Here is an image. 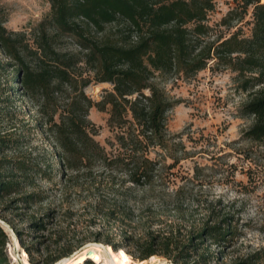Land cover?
Wrapping results in <instances>:
<instances>
[{
    "label": "trees",
    "instance_id": "trees-1",
    "mask_svg": "<svg viewBox=\"0 0 264 264\" xmlns=\"http://www.w3.org/2000/svg\"><path fill=\"white\" fill-rule=\"evenodd\" d=\"M233 1L215 25L209 22L215 0H48L49 14L30 32L9 30L0 15V66L15 72L7 94L0 93V199L16 194L14 202L36 204L44 198L38 177L59 172L69 186L93 191L85 210L90 225L98 226L97 243L122 251L125 246L109 234L120 228L134 245L128 253L139 260L162 255L176 264L222 262L241 220L210 205L191 206L181 197L182 186L169 189L172 168L184 157L167 126L166 114L177 102L158 80L187 79L209 66L235 72L249 95L241 107L252 116L245 135L264 146V0ZM250 5L252 33L223 35L218 26L242 20ZM64 35L78 49H61ZM27 53L39 57L33 67ZM93 82L112 87L94 101L85 92ZM19 90L17 96L36 107L35 124L19 105ZM94 106L109 115L105 144L90 118ZM34 127L54 151L38 142L30 147L27 132ZM32 226L40 230L45 223ZM7 239L0 224V264H10ZM73 250L69 242L62 245L51 262ZM228 264H264V249Z\"/></svg>",
    "mask_w": 264,
    "mask_h": 264
},
{
    "label": "rangeland",
    "instance_id": "rangeland-1",
    "mask_svg": "<svg viewBox=\"0 0 264 264\" xmlns=\"http://www.w3.org/2000/svg\"><path fill=\"white\" fill-rule=\"evenodd\" d=\"M215 2V10L209 16V22L213 25L219 23L227 11L236 5L233 0ZM50 10L48 0H0V15L9 30L30 32L46 18ZM252 13L253 5H250L242 20H234L230 26H218V29L223 35L239 30L242 35L248 36L252 33ZM58 45L63 50L78 49L75 40L65 35ZM38 58L30 53L26 56L31 67L36 65ZM14 73L11 68L0 66V93L4 96L10 89ZM158 82L177 102L166 114L167 126L175 137L177 155L184 157L172 168L175 175L169 189L182 186L181 197L186 202L190 200L191 206L210 205V208L241 220L239 235L225 249L226 258L222 262L212 261L211 264H228L239 255L264 249V146L245 135L252 123V116L243 115L241 107L249 95L240 88L236 73L227 68L209 66L187 79L168 76ZM111 87L110 83L93 82L85 88V92L98 101L103 89ZM19 92L15 95H19ZM17 97L25 117L35 124L38 117L35 105L28 98ZM89 114L99 126L96 138L105 144L111 135L107 126L108 113L94 106ZM27 133L32 137L30 147L38 142L46 150L54 151V145L46 134L35 127ZM46 157L50 158L49 155ZM36 189L44 195L43 200L36 204L14 202L16 194L0 199V224L4 229L3 224L9 228V231L5 229L8 239L4 253L10 264H25L20 260L15 262L11 257V245L15 249L16 241L19 242V249L15 251L17 254L20 250L21 253L25 252L28 264L56 263L61 258L53 262L51 259L68 242L74 254L84 245L97 242L98 226L90 225L91 214L85 210L94 198L93 191L69 186L59 172H51L49 178L38 177ZM149 201L157 203L158 200ZM39 220L44 221L45 227L35 230L32 223ZM17 229L22 231V238L32 247L31 253L21 243ZM107 233L105 231L104 234ZM123 233L120 228L109 231L115 242L125 246L122 251L133 252V243H128ZM100 243H103L102 240ZM159 257L171 261L165 256ZM130 259L133 263L139 260L131 255ZM89 261L99 264L88 256L80 264Z\"/></svg>",
    "mask_w": 264,
    "mask_h": 264
},
{
    "label": "bare ground",
    "instance_id": "bare-ground-1",
    "mask_svg": "<svg viewBox=\"0 0 264 264\" xmlns=\"http://www.w3.org/2000/svg\"><path fill=\"white\" fill-rule=\"evenodd\" d=\"M3 225L5 229H8L9 231L7 225ZM16 246L17 247L15 249H19L18 241H16ZM11 249V257L15 262L20 260L25 264H28V259L25 252L21 253L22 250H20L17 254L12 245ZM86 256L98 262L99 264H176L172 261L163 260L158 255H153L148 259L138 260L133 263L128 253H125L124 251L118 252L111 245H105L100 242H90L75 254L73 253L67 257H63L53 264H80L83 262V259Z\"/></svg>",
    "mask_w": 264,
    "mask_h": 264
},
{
    "label": "water",
    "instance_id": "water-1",
    "mask_svg": "<svg viewBox=\"0 0 264 264\" xmlns=\"http://www.w3.org/2000/svg\"><path fill=\"white\" fill-rule=\"evenodd\" d=\"M86 245H87V244H86ZM86 245H84V246H86ZM84 246H83V247H84Z\"/></svg>",
    "mask_w": 264,
    "mask_h": 264
}]
</instances>
